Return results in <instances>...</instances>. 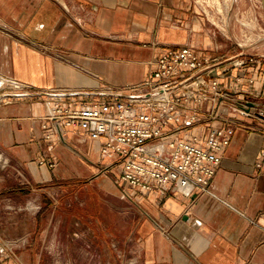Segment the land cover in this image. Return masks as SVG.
<instances>
[{"label":"crops","instance_id":"1","mask_svg":"<svg viewBox=\"0 0 264 264\" xmlns=\"http://www.w3.org/2000/svg\"><path fill=\"white\" fill-rule=\"evenodd\" d=\"M226 27L209 20L198 0H0V171L5 165L16 170L23 190L67 194L61 205L68 216L57 220L54 238L62 221L82 229L90 264H264V119L236 116L232 106L244 93L193 130L237 120L202 193L123 185L120 167H106L113 159L99 153L100 142L73 129L60 132L47 120L57 104L125 94L155 69L168 46L224 52L222 33L232 32ZM251 74L258 93L252 100L261 110L260 64ZM246 85L244 78L240 87ZM9 188L0 177V199ZM0 241L1 250L11 245L1 235ZM11 247L22 264H41V250Z\"/></svg>","mask_w":264,"mask_h":264},{"label":"built area","instance_id":"2","mask_svg":"<svg viewBox=\"0 0 264 264\" xmlns=\"http://www.w3.org/2000/svg\"><path fill=\"white\" fill-rule=\"evenodd\" d=\"M227 62L224 66L222 57L189 45L168 46L156 58L155 69L125 94L93 104H57L47 120L60 132L73 129L100 142L99 153L113 159L106 167H120L118 181L123 185L143 192H206L237 120L228 118L224 126L195 133L203 116L219 117L217 108L238 92L246 98L232 106L236 116L264 119V103L258 110L252 100L258 96L256 77L246 75L256 64L264 71V57L240 52ZM222 78L229 83L222 85ZM244 78L247 85L242 88ZM205 104L212 107L210 112ZM0 264L22 263L7 246L0 249Z\"/></svg>","mask_w":264,"mask_h":264},{"label":"rangeland","instance_id":"3","mask_svg":"<svg viewBox=\"0 0 264 264\" xmlns=\"http://www.w3.org/2000/svg\"><path fill=\"white\" fill-rule=\"evenodd\" d=\"M198 2L204 8L208 19L219 27L225 30L226 26L231 24L232 32L222 33L224 52L215 56L222 57L223 61L240 52L264 57L262 0H198ZM0 177H4V185H10V188L5 190V197L0 199V235L3 240L13 246L24 244L27 249H34L33 253L41 250L43 254L41 264L92 262L84 252L86 240L82 236V229H75L76 226L68 224V221L65 223L62 221L60 237L54 238V234L58 233L57 220L68 216L65 205H61V202L65 203L68 200L67 194L59 193L50 197L46 192L48 189L40 191L36 186H33L30 192L23 190L26 185L22 184L24 183L22 176L6 165L3 166L2 172L0 171ZM107 198L110 200L109 195ZM57 202L59 208L55 209ZM91 210L92 213H99L97 207L92 206ZM103 213H108L105 208ZM13 251L15 255L18 254L16 249Z\"/></svg>","mask_w":264,"mask_h":264},{"label":"water","instance_id":"4","mask_svg":"<svg viewBox=\"0 0 264 264\" xmlns=\"http://www.w3.org/2000/svg\"><path fill=\"white\" fill-rule=\"evenodd\" d=\"M262 5H263V8H264V0H262Z\"/></svg>","mask_w":264,"mask_h":264}]
</instances>
